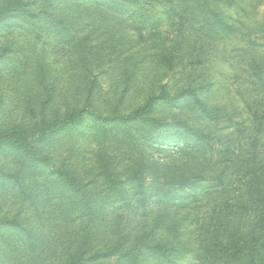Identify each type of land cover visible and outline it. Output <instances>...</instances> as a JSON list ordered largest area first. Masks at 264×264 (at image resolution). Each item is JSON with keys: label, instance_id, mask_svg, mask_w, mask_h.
Returning <instances> with one entry per match:
<instances>
[{"label": "rangeland", "instance_id": "obj_1", "mask_svg": "<svg viewBox=\"0 0 264 264\" xmlns=\"http://www.w3.org/2000/svg\"><path fill=\"white\" fill-rule=\"evenodd\" d=\"M0 264H264V0H0Z\"/></svg>", "mask_w": 264, "mask_h": 264}, {"label": "trees", "instance_id": "obj_2", "mask_svg": "<svg viewBox=\"0 0 264 264\" xmlns=\"http://www.w3.org/2000/svg\"><path fill=\"white\" fill-rule=\"evenodd\" d=\"M202 110L208 115V116H214V113L211 112L205 105H201ZM183 126H187L186 123H181ZM195 130V129H192Z\"/></svg>", "mask_w": 264, "mask_h": 264}]
</instances>
